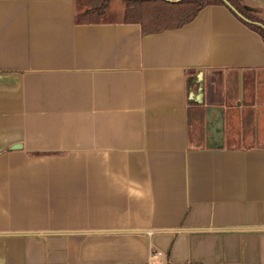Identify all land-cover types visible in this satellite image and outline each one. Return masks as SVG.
Segmentation results:
<instances>
[{
  "label": "crops",
  "instance_id": "1",
  "mask_svg": "<svg viewBox=\"0 0 264 264\" xmlns=\"http://www.w3.org/2000/svg\"><path fill=\"white\" fill-rule=\"evenodd\" d=\"M80 15L0 0V264H264V38Z\"/></svg>",
  "mask_w": 264,
  "mask_h": 264
},
{
  "label": "trees",
  "instance_id": "2",
  "mask_svg": "<svg viewBox=\"0 0 264 264\" xmlns=\"http://www.w3.org/2000/svg\"><path fill=\"white\" fill-rule=\"evenodd\" d=\"M112 0H103L96 13L103 15L109 8ZM126 3V11L123 23L139 24L143 33H157L166 29H175L191 23L197 15L209 4H226L223 0H184L178 4H172L164 0H123ZM231 8L239 12L244 20L264 38V27L253 21L246 10L241 9L239 0H226ZM87 15V14H85ZM84 16V15H83ZM81 16V22L84 17ZM97 22V21H90Z\"/></svg>",
  "mask_w": 264,
  "mask_h": 264
},
{
  "label": "rangeland",
  "instance_id": "3",
  "mask_svg": "<svg viewBox=\"0 0 264 264\" xmlns=\"http://www.w3.org/2000/svg\"><path fill=\"white\" fill-rule=\"evenodd\" d=\"M251 1V0H250ZM78 12L83 16L84 22H123L126 11V3L123 0H112L109 8L103 15H99L95 10L101 7L103 0H76ZM241 9L243 8V0L239 1ZM87 14V15H85ZM253 21L264 27V11L263 14H248Z\"/></svg>",
  "mask_w": 264,
  "mask_h": 264
},
{
  "label": "water",
  "instance_id": "4",
  "mask_svg": "<svg viewBox=\"0 0 264 264\" xmlns=\"http://www.w3.org/2000/svg\"><path fill=\"white\" fill-rule=\"evenodd\" d=\"M166 2H169V3H172V4H178V3H181L182 1L184 0H164ZM228 6L231 7V5L226 1V0H223Z\"/></svg>",
  "mask_w": 264,
  "mask_h": 264
}]
</instances>
